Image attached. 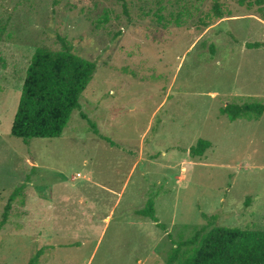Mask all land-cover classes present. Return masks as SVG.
<instances>
[{
  "label": "rangeland",
  "instance_id": "rangeland-1",
  "mask_svg": "<svg viewBox=\"0 0 264 264\" xmlns=\"http://www.w3.org/2000/svg\"><path fill=\"white\" fill-rule=\"evenodd\" d=\"M63 41L93 78L60 136L25 142L26 70ZM254 41L258 0H0V264H167L198 229H264V114L220 113L264 102Z\"/></svg>",
  "mask_w": 264,
  "mask_h": 264
},
{
  "label": "trees",
  "instance_id": "trees-1",
  "mask_svg": "<svg viewBox=\"0 0 264 264\" xmlns=\"http://www.w3.org/2000/svg\"><path fill=\"white\" fill-rule=\"evenodd\" d=\"M246 45L248 48H264L262 41ZM95 70L96 63L74 53L66 41L58 50L37 47L26 70L11 134L25 142L34 137L60 136L72 112L81 107L80 96L88 88ZM220 113L228 115L231 120H257L264 114V102H229L220 108ZM81 115L88 119L84 113ZM210 146V140L199 138L190 147V155L202 156ZM136 213L160 224L153 201ZM210 217L211 220L216 218L215 215ZM7 218L8 207L0 222V230ZM39 257L40 252L32 262ZM167 264H264V229L213 224L208 230L198 229L190 238L175 242Z\"/></svg>",
  "mask_w": 264,
  "mask_h": 264
}]
</instances>
